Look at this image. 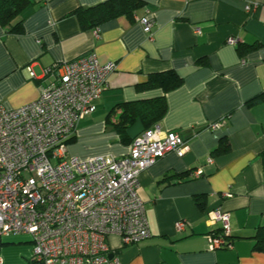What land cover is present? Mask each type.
<instances>
[{
    "label": "crops",
    "instance_id": "obj_1",
    "mask_svg": "<svg viewBox=\"0 0 264 264\" xmlns=\"http://www.w3.org/2000/svg\"><path fill=\"white\" fill-rule=\"evenodd\" d=\"M101 1L30 0L20 33L0 26V105L13 109L34 100L52 63L90 52L113 61L95 110L77 122L67 152L125 154L144 128L136 120L122 140L112 127L118 104L160 95L167 108L157 123L178 132L188 149L180 157L170 151L138 174L150 235L132 244L109 235L110 251L121 264H264V246L256 248L253 238L264 226V100L249 102L264 91V0H142L131 19L115 17L96 34L82 29L72 12ZM141 16L154 21L151 39ZM166 70L182 78L180 86L165 93L138 87ZM221 138L228 149L213 154ZM215 209L228 214L229 246L210 250L207 235L220 232V223L209 219ZM31 247L26 235L0 236V264H33Z\"/></svg>",
    "mask_w": 264,
    "mask_h": 264
},
{
    "label": "built area",
    "instance_id": "obj_2",
    "mask_svg": "<svg viewBox=\"0 0 264 264\" xmlns=\"http://www.w3.org/2000/svg\"><path fill=\"white\" fill-rule=\"evenodd\" d=\"M138 21L151 39L153 19ZM115 67L92 52L55 62L44 68L49 79L34 100L13 109L0 105V236H28L39 264H121L107 237L132 244L150 235L136 192L138 174L166 153L180 157L188 149L178 132L154 123L132 138L123 155L83 158L67 152L77 122L95 110ZM26 71L34 76L30 65ZM209 219L220 223V232L207 235L208 248L229 246L228 214L215 209ZM183 225L178 221L175 227Z\"/></svg>",
    "mask_w": 264,
    "mask_h": 264
},
{
    "label": "trees",
    "instance_id": "obj_3",
    "mask_svg": "<svg viewBox=\"0 0 264 264\" xmlns=\"http://www.w3.org/2000/svg\"><path fill=\"white\" fill-rule=\"evenodd\" d=\"M30 0H0V26L6 28L8 32L20 33L22 31V20L20 13ZM143 6L142 0H104L88 7H78L72 14L78 20L82 29L96 28L100 24L114 19L120 15L132 18L136 10ZM182 83V78L173 70L150 73L147 80L138 84L139 88H159L164 93L177 88ZM264 100V91L250 99L251 101ZM121 108L116 122L112 127L116 130L122 140L125 129L139 120L143 128H149L157 123L166 112V101L163 95L147 99L126 101L118 104ZM143 129V130H144ZM132 140V139H131ZM131 142V141H130ZM228 149L226 139L221 138L212 153L224 152ZM264 161V154L261 156ZM255 247L264 246V226H259L253 236ZM36 262L33 261V264Z\"/></svg>",
    "mask_w": 264,
    "mask_h": 264
},
{
    "label": "water",
    "instance_id": "obj_4",
    "mask_svg": "<svg viewBox=\"0 0 264 264\" xmlns=\"http://www.w3.org/2000/svg\"><path fill=\"white\" fill-rule=\"evenodd\" d=\"M112 256V254H109V257H111Z\"/></svg>",
    "mask_w": 264,
    "mask_h": 264
}]
</instances>
